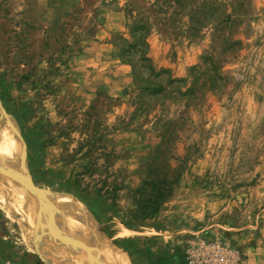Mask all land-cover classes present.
Wrapping results in <instances>:
<instances>
[{"label": "rangeland", "instance_id": "374dc122", "mask_svg": "<svg viewBox=\"0 0 264 264\" xmlns=\"http://www.w3.org/2000/svg\"><path fill=\"white\" fill-rule=\"evenodd\" d=\"M0 102L37 187L133 264H264V0H0ZM153 178L172 193L137 222Z\"/></svg>", "mask_w": 264, "mask_h": 264}, {"label": "bare ground", "instance_id": "6f19581e", "mask_svg": "<svg viewBox=\"0 0 264 264\" xmlns=\"http://www.w3.org/2000/svg\"><path fill=\"white\" fill-rule=\"evenodd\" d=\"M9 123L0 138V209H19L29 221L24 235L30 251L50 260V248L60 264H133L127 252L113 247L101 229L61 194L40 190L29 166L19 125L0 102ZM37 223L38 228L31 226Z\"/></svg>", "mask_w": 264, "mask_h": 264}, {"label": "trees", "instance_id": "16d2710c", "mask_svg": "<svg viewBox=\"0 0 264 264\" xmlns=\"http://www.w3.org/2000/svg\"><path fill=\"white\" fill-rule=\"evenodd\" d=\"M158 178L146 180L142 186L137 188L139 192L138 219L137 222H143L158 214L162 203L172 193V185L162 193L164 189L160 188Z\"/></svg>", "mask_w": 264, "mask_h": 264}, {"label": "crops", "instance_id": "0c3cea01", "mask_svg": "<svg viewBox=\"0 0 264 264\" xmlns=\"http://www.w3.org/2000/svg\"><path fill=\"white\" fill-rule=\"evenodd\" d=\"M4 235L0 232V264H43L37 253L24 248L17 242V246L8 243Z\"/></svg>", "mask_w": 264, "mask_h": 264}]
</instances>
